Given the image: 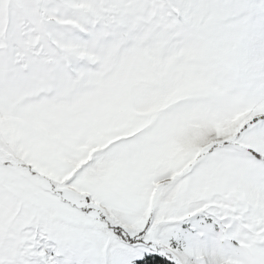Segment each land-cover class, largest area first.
I'll list each match as a JSON object with an SVG mask.
<instances>
[{"label": "snow or ice", "instance_id": "6c2138e0", "mask_svg": "<svg viewBox=\"0 0 264 264\" xmlns=\"http://www.w3.org/2000/svg\"><path fill=\"white\" fill-rule=\"evenodd\" d=\"M0 264H264V0H0Z\"/></svg>", "mask_w": 264, "mask_h": 264}]
</instances>
